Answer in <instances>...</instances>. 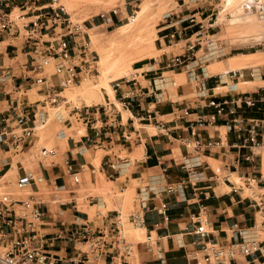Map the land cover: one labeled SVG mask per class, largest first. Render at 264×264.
Listing matches in <instances>:
<instances>
[{"label":"crops","instance_id":"1","mask_svg":"<svg viewBox=\"0 0 264 264\" xmlns=\"http://www.w3.org/2000/svg\"><path fill=\"white\" fill-rule=\"evenodd\" d=\"M44 1L41 2L46 3ZM176 3L180 6V9L175 14L180 20L174 22L175 17H173L172 20L174 21L170 25L163 26L158 30L155 47L157 52L163 51V54L158 58H146L137 62L136 68L133 69L135 72L133 78L130 79L129 83H122L119 87H114L113 98L106 91L111 100L122 106L121 111L108 98L109 102H106L105 105H109L108 108L111 109V113L107 115L102 113L103 121L116 120L117 126L113 128L115 131L114 140L106 141L99 146L94 145L80 156L73 141L77 140L69 138L66 145H64V149L53 157L56 159V166L45 165L41 161L36 168L32 169L44 176L48 186L47 191L41 192L39 187L33 188L32 195L43 203L41 209L45 213L44 228L49 233L53 232V229L49 227L50 225L68 227L76 223H83L87 218L94 231L110 230L117 214L121 213L119 202L113 201V208L109 209L106 215L98 212L96 219L92 221L84 207L87 210L95 206L101 210H107L108 203L102 197L89 196H85V199H82L83 202L81 201L78 185L72 182L66 172V160L73 162L76 169L82 163L96 169L94 174L88 171L81 172L85 190L88 189L86 187L88 183L86 175L90 174L91 182L94 183V181L99 180L97 173L112 183H118L121 186L125 185V182L130 184L131 181L137 180L141 182V185H148L149 189H154V192H149L150 200L148 201V209L145 211V226L141 230H144V234L147 235L152 233L157 242L156 247L151 250L143 244L136 245V252L143 264H161L160 257L163 258L165 264H185L188 251L202 249L207 242L220 244L232 242L237 239L230 230L233 224L251 226L254 222V211L243 200L242 192H239L234 186L220 185L219 180H212V175L208 171L212 170L208 159L221 160L223 164L233 162L236 157L234 150H228L229 152L226 155L219 151L218 154H215L217 158L211 157L210 154L202 157L205 167H202L200 171L203 173L205 180L200 183L201 191L197 198L192 187L188 184L189 173L185 165L192 155L189 154L190 150L184 146L181 139L190 136L191 127L196 126L195 121L198 116L202 115L210 118L215 111L213 108L206 107V98H200L198 94L193 96V90L197 91V87L194 86L193 89V86H191L190 71L198 70L201 76H205L208 79L207 86L210 89L214 88L219 81L222 83L227 82L229 85L230 82L226 76L222 75L223 73H218L222 72L223 68L214 64L204 68L196 66L198 63L196 61L179 69L169 66L172 58L178 56H171L166 53L168 49L174 48L176 44L174 39L181 37L178 25L180 24L183 31H185L186 39L184 42H188L191 39V37H188L191 36L188 30L192 27L189 25L188 19L199 14L194 13L189 16V7H185L189 2ZM57 30L56 28L54 31ZM25 39V30L22 28L17 30L15 27L9 38L0 41V65L10 67L14 76L12 80L8 79L0 83V129L4 128V118L9 116V113H11L13 119L20 113V108L10 105L12 99H16L18 102H32L30 95L37 87H39L38 95H43L40 86L36 84V76L28 70L29 57L24 49ZM176 41L178 40L176 39ZM191 48L186 44V48L182 50L183 54H186V51ZM178 70H181V72H177ZM235 71H241L243 80L238 83L232 80L231 85H235L236 88H233L229 95L259 91L256 89L241 92L239 89L242 84L255 83L263 79L264 68L255 70L244 68ZM230 72L231 70H228L227 73ZM49 74L51 73L49 72ZM182 75H185L186 84L183 83L177 87L176 77ZM257 76H260L261 79H257ZM54 80L56 79L54 78ZM225 88H228V86L220 85L218 90ZM128 93H130V99L126 98ZM226 93L218 97L228 95ZM36 101H39V99ZM124 103L129 105L125 106ZM186 109L189 110L188 115L185 114ZM148 112H155L157 120L165 124L166 129L164 132L155 129L153 124L140 121L139 116ZM246 116L264 117V112H248ZM152 128L155 129V133L152 132ZM197 128L203 130L206 137L208 135L219 137L222 134L225 141L227 139L226 143H231L234 139V134H227L225 138V134L222 132V129H227L225 121H219L216 127L197 124ZM134 129L140 131L142 140L129 147L123 143L122 135L123 132H132ZM90 134L93 133L90 132ZM37 137L38 133H36L35 146H37ZM57 138V141H63L66 138L65 132H59ZM32 148L27 151H31ZM125 148L129 150V155L135 156L133 159L131 157L123 159L120 156L119 152ZM98 151L104 152L99 167L93 164ZM0 152L10 153L1 144ZM88 154L90 155L89 158L87 157ZM112 164L117 165L118 170H112ZM0 166V172L7 171L5 176L14 167L10 162H1ZM17 172L19 176L27 172L20 162L17 163ZM122 178H125L124 183L120 182ZM235 178L232 176L230 182L231 185L237 187L239 184L235 182ZM170 184L177 191H167L166 187ZM144 186L137 188L138 195ZM57 187H64V189L57 190ZM227 189H230V191H225ZM56 199L63 201L64 204L54 203L53 201ZM163 205L167 206V215L169 216V222L167 223L161 215L153 210L154 207L161 208ZM200 210L203 211L202 224L204 225V221H207L206 224L210 232L207 237H201L194 233L199 224L192 220V216L199 214ZM157 224L158 226H156ZM74 253L72 244L68 241H58L56 246L51 249L52 255H58L62 259L70 258ZM107 263H109V257L101 264ZM57 264H67V262Z\"/></svg>","mask_w":264,"mask_h":264},{"label":"built area","instance_id":"2","mask_svg":"<svg viewBox=\"0 0 264 264\" xmlns=\"http://www.w3.org/2000/svg\"><path fill=\"white\" fill-rule=\"evenodd\" d=\"M58 1L43 3L41 0H0V41L9 38L15 27L17 30L21 28L18 21H29L22 27L26 33L24 49L29 57L28 70L36 76V84L46 96L44 101L18 102L16 99L10 101L11 106L20 108V113L15 119L11 118V113H9V116L4 118V128L0 129V144L9 152L25 153L35 146L37 131L44 128L49 121V113L44 110L47 104H58L62 89L80 84L81 76L86 73L85 65L71 62L77 58L78 52L82 54L83 43L78 42L80 38L71 36V31L67 34L54 31L70 23L69 18L65 17L64 8L55 6ZM256 1L248 0L245 6L251 10L255 4L261 3ZM16 10H19L20 14L13 16ZM114 12L117 11L114 10ZM184 62L185 60L178 56L170 61L169 66L177 68ZM51 65L55 70L49 74ZM0 70V83L8 79L12 80L14 77L10 67L0 65ZM238 74L239 72H231L229 78L231 80L238 76L242 78V73ZM190 78L197 87L198 96L207 99L206 107L215 110L210 118L198 116L195 121L196 126L191 127L190 136L181 139L184 146L190 150L189 154L192 155L185 167L189 173L188 184L192 187L195 197L197 198L200 194V183L205 180L200 171L202 167H205L202 157L207 154H218L219 151L224 155L232 150L236 152L233 162H225L226 172L237 174L239 179L244 178L248 187H253L254 183L257 185L255 174L259 172V151L264 149V117H249L246 113L264 112V91L229 95V92L236 88L235 85L231 86L227 82L219 81L214 88L210 89L207 86L208 79L195 70L190 71ZM129 82L130 80L125 79L123 83ZM121 84L117 83L114 87H119ZM220 84L229 88L228 92H225L228 95L221 98L218 96L224 93H216ZM126 96L127 99L131 98L130 93ZM108 106H84L76 110L79 120L86 127L85 134L81 135L77 141L73 140L80 156L94 145L99 146L106 141L114 140L113 128L117 126L116 120H102V113L105 115L111 113ZM185 114H189L188 109L185 110ZM58 117L64 121L62 114H58ZM139 119L141 122L153 124L160 132L166 129L165 124L157 120L155 112L140 115ZM66 121L69 122L66 123ZM66 121V126L71 124L70 120ZM219 121L226 122L225 138L227 134H234L231 143H226L227 139L225 141L222 134L219 137L210 135L206 137L203 130L197 128V124L216 127ZM122 139L125 145L131 147L141 142L142 136L139 130L134 129L132 132H123ZM41 152L46 159L53 158L57 154L55 149L47 147H43ZM50 165L56 166V163L51 162ZM65 166L66 172L75 185L81 183V172L88 171L92 174L96 172L94 167L90 168L85 163L80 164L76 169L73 162L66 160ZM111 168L114 171L118 170L115 164H112ZM213 173L212 180H219L218 174L214 171ZM34 176V172H24L18 180V185L24 189L30 186L37 188L36 184H32ZM42 177L46 182L43 175ZM224 181L231 184L228 177H224ZM147 186L141 188L139 207L130 215V222L134 226H145V211L148 209L150 200L149 192H154V189H149ZM56 189L63 190L64 187ZM166 190L177 191L171 184L166 187ZM242 198L248 201V206L254 211L253 224L251 226L233 224L230 230L237 239L227 244L207 242L202 249L190 250L186 253L187 262L185 264H264V238H261V234L264 233V194L254 198L243 196ZM53 202L64 204L63 201L57 199ZM13 203H18L17 206L21 208L20 214L15 208L16 205H12ZM42 204L34 195H31L25 201H13L0 209V264H57L64 261L67 264H101L108 257L109 263L107 264H143L136 252V245L143 244L150 250L156 247V237L152 233H149L143 242L129 243L122 234L125 223L122 213L117 214L109 232L108 230L94 231L87 218L83 223L68 227L50 225L53 232L49 233L44 228L45 213L41 209ZM153 210L161 215L166 223L169 222L166 205L161 208L154 207ZM202 213L203 211L200 210L199 214L192 216V220L199 224L194 233L207 237L210 232L207 221H204V225L202 224ZM58 241L70 242L75 252L74 255L64 259L58 255H52L51 249ZM160 260L161 264H165L162 257Z\"/></svg>","mask_w":264,"mask_h":264},{"label":"rangeland","instance_id":"3","mask_svg":"<svg viewBox=\"0 0 264 264\" xmlns=\"http://www.w3.org/2000/svg\"><path fill=\"white\" fill-rule=\"evenodd\" d=\"M247 1L59 0L55 6L64 8L65 17L69 18L70 23H67L63 28H58L56 33L67 34L71 31V36L80 38L78 42L83 43L82 54L80 55V52H78L77 58L71 62L77 65H85L86 73L81 76L80 84L77 83V85L67 86L62 89L58 104H47V108L44 110L49 113V121L44 128H40L37 131V146L25 153L0 152V165L1 162H10L14 166L13 170L7 176H5L7 171L0 172V209L5 204L9 205L13 201H25L33 194L34 186L24 189L18 185L20 178L17 172L18 162L26 168L27 172H32V169L36 168L41 161L45 165H50L51 162H55V158L46 159L41 155L42 148L55 149L58 153L64 149L67 139L75 138L78 140L81 135L85 134L86 127L79 120L76 110L84 106L105 105L106 102H109L108 98L110 97L104 89L101 90L102 94L98 92L99 86L107 82L114 89L115 84L123 83L125 79L130 80L133 78L135 74L133 69L136 68L137 62L146 58H158L163 54V51L157 52L155 47L158 30L163 26L170 25L174 20V22L180 20L175 14L180 9V6L176 2H189L185 6L189 7V16L194 13L199 14L188 19L189 25L192 26L188 30L189 34L191 33V36L188 37H191V39L186 43L184 42L186 39L185 31H183L179 24L178 30L180 32L182 31L180 33L181 37L176 38L178 41L174 39L175 43L179 45L175 44L174 48L166 51L171 56L178 55L185 60L183 65L174 69L190 65L196 61H198L196 66L204 68L214 64L223 68L222 72L218 73H223L222 75L228 78L231 85L232 80L229 78L231 72H239L238 75H240L241 71L235 70L264 68V64H260L261 66L258 64L261 60L264 61V0H257L256 2L261 3L255 4V7L251 10L244 6ZM44 2L51 3L52 0H45ZM114 10L117 12L115 13ZM61 13L63 14V12ZM19 14V10H16L13 16ZM173 17H175L174 20H172ZM28 22V20H21L17 23L22 28ZM66 27L68 28L65 29ZM186 44L192 48L186 51V54H183L182 50L186 48ZM243 61L246 62L243 68H233L235 63ZM50 67L49 72H54L53 65ZM228 70H231V72L227 73ZM195 71L200 74L198 70ZM177 72H181V70ZM121 73L123 75H119ZM176 78L177 87L183 83L186 84L185 75L177 76ZM256 78L261 79L260 76ZM242 80L243 78H240V76L234 79L236 83ZM85 83L88 85L91 84L90 87H92L89 91L83 92L81 87ZM190 83L194 89L195 84L191 79ZM228 89H219L216 93H225L228 92ZM256 89L264 91V74L263 79L258 82H248L247 84L240 85L239 91H254ZM38 90L39 87L31 92L32 102L38 99L45 100L46 96L38 95ZM193 92V96H195L197 91L193 90ZM111 102L122 111L121 105L115 103L113 100ZM58 114H62L64 121L59 119ZM66 120H70L71 124L66 126ZM68 122L66 121V123ZM62 131L65 132L66 138L63 141H57V136ZM152 132L155 133V129L152 128ZM222 132L225 134L226 130L222 129ZM259 153V172L255 174L257 176V185L254 183L253 187H248L247 181L244 178L239 183L237 179L239 176L226 172L221 160L208 159L213 169L208 170L209 174L211 173L213 176L214 171L219 176L220 185L227 184L232 187L234 186L239 192H242L244 198L258 197L264 194V149H261ZM103 154V151L96 153L93 160L95 166L99 167ZM119 154L123 159L130 157L133 159L135 157L129 155V150L126 148L122 149ZM210 156L216 157V155ZM87 157L89 158L90 155L88 154ZM33 172L35 176L32 184H36L40 192L47 191V183L44 181L40 172ZM97 176H99V180L92 183L91 175H86L88 179L87 190H85L82 179V184L80 183L77 186L81 201L85 199V196H89L102 197L108 203L107 210H101L96 206L87 210L84 207V210L89 213L91 220L96 219L98 212L106 215V212L113 208L112 202L118 201L125 222L122 234L129 243L138 244L145 241L147 234H144V230L142 231L140 227L134 226L130 222L131 213L139 207L137 188L144 185H141V182L137 180L131 181L128 184L125 182V178H122L120 182H125L126 184L121 186L118 183H112L105 179L99 173H97ZM232 176L236 177L234 180L239 184L237 187L233 184L231 185L229 182H224V177L231 178ZM241 186L243 188H240ZM225 191H230V189ZM245 203L248 204V201L246 200ZM17 204L13 203L12 205H16L15 208L18 210V214H20L21 208ZM259 220L261 221V219ZM261 238H264V233L261 234Z\"/></svg>","mask_w":264,"mask_h":264},{"label":"bare ground","instance_id":"4","mask_svg":"<svg viewBox=\"0 0 264 264\" xmlns=\"http://www.w3.org/2000/svg\"><path fill=\"white\" fill-rule=\"evenodd\" d=\"M67 3V2H66ZM69 3V2H68ZM246 4V3H245ZM245 6V5H244ZM248 64V63H247ZM259 65L260 64H264V61H260L259 63H258ZM235 66L233 67V68H243L245 65H246V62H237V63H235L234 64ZM213 71V70H212ZM119 75H123L122 73L121 74H119ZM90 84V83H89ZM91 85V84H90ZM90 85H88V84H84L83 85V87H81L82 88V90H83V92H85V91H89V89H91V87H90ZM102 89H104L105 91H107V93L113 98L114 97V91H113V88H112V86L109 84V83H107V82H105L103 85H100L99 86V91L98 92H100L101 94H102ZM88 96V95H87ZM90 99V98H89ZM103 99V98H102ZM91 103V102H90ZM240 180L241 179H239L238 178V182L239 183H241L240 182ZM137 227H139V226H137ZM140 228H142L141 226H140Z\"/></svg>","mask_w":264,"mask_h":264}]
</instances>
